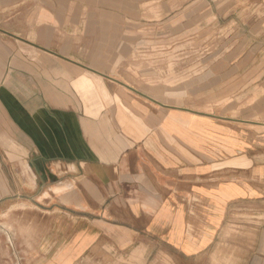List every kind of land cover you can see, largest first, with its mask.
<instances>
[{
  "label": "crops",
  "instance_id": "obj_1",
  "mask_svg": "<svg viewBox=\"0 0 264 264\" xmlns=\"http://www.w3.org/2000/svg\"><path fill=\"white\" fill-rule=\"evenodd\" d=\"M169 3L186 2L0 0V99L39 109L53 143L27 264H264V213L238 219L264 207V0ZM172 35L195 59L136 60L137 41ZM54 93L89 109L67 137L44 125Z\"/></svg>",
  "mask_w": 264,
  "mask_h": 264
},
{
  "label": "rangeland",
  "instance_id": "obj_2",
  "mask_svg": "<svg viewBox=\"0 0 264 264\" xmlns=\"http://www.w3.org/2000/svg\"><path fill=\"white\" fill-rule=\"evenodd\" d=\"M186 2L185 5L179 7L173 4L166 6V14L173 16L174 14H193L192 0H176V2ZM156 28V27H155ZM152 29V28H151ZM187 43L184 38H178L175 36L165 37H153L150 40L137 41L136 60L143 62L145 59L158 58V54L161 51L168 49L169 64L174 62H181L182 60L188 62L195 59V54L191 53V48L180 47ZM190 44V43H187ZM180 47V48H178ZM111 54L110 42L107 43L106 53ZM121 52L124 50L121 49ZM217 55L220 54V50H217ZM151 53V54H150ZM157 53V55H155ZM21 54L23 56L31 55L25 47L22 49ZM122 55V53H121ZM118 56L117 62L123 59L122 56ZM109 63L111 57H108ZM143 64V63H142ZM149 66V65H148ZM176 69L169 70L170 76L176 75ZM49 98L51 101L57 99L54 94H42L43 101V120L50 132L58 131L62 133V136L67 137L73 127L74 116L86 114L89 110L87 107H78L74 112L68 111L66 108L49 106ZM3 100L0 99V264H27L26 257L32 253H27V249H33L36 245L35 234L38 233L39 228L35 229L33 225L39 224L41 216L40 211V195L42 192L41 185L44 182L51 181L48 179V175L51 178V174H45L40 172L41 165L50 162L54 167L53 161L46 160L41 155L46 152H53L52 142L50 135L44 129V133L40 130V125H37L36 120L39 109H26L22 105L7 104L3 105ZM19 106V107H18ZM104 107L103 105H101ZM78 112H75L77 111ZM113 110V111H111ZM106 111L110 113L114 112V106L106 107ZM107 112V113H109ZM75 115H74V114ZM36 118V119H34ZM79 127L77 133L83 138L82 123L77 124ZM79 125V126H78ZM43 127V126H42ZM45 128V127H44ZM81 130V133L79 132ZM77 134V135H78ZM82 138L77 139V143L80 142L78 150L82 152V156L85 152L84 142ZM82 144V145H81ZM68 157L63 159L68 161ZM59 164V163H58ZM264 207L258 212L249 211L247 208L241 212L238 219H241L240 224L246 220H249L251 215H263ZM248 223V222H246ZM236 223L235 225H240ZM234 229L240 230V227L234 226ZM35 232V234H34ZM38 235V234H37ZM39 237V235H38ZM41 244V242L39 241ZM38 243V244H39ZM40 246V245H39ZM39 252L40 247H38ZM17 256L19 260H17ZM245 258V256H244ZM42 258L40 257L39 264H42ZM155 264H187V260H180L177 262L175 258L155 260ZM192 264H203L202 258H192ZM236 260L234 256L223 255L222 257H211L205 260L204 264H235ZM245 263V260L243 261Z\"/></svg>",
  "mask_w": 264,
  "mask_h": 264
}]
</instances>
